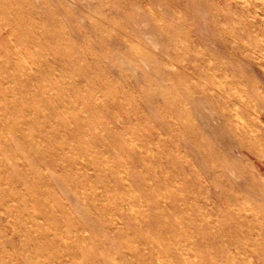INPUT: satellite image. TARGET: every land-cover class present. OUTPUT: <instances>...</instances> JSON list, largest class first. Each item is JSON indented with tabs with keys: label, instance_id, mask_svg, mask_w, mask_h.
Segmentation results:
<instances>
[{
	"label": "rangeland",
	"instance_id": "rangeland-1",
	"mask_svg": "<svg viewBox=\"0 0 264 264\" xmlns=\"http://www.w3.org/2000/svg\"><path fill=\"white\" fill-rule=\"evenodd\" d=\"M263 25L264 0H0V264L264 256V70L234 49Z\"/></svg>",
	"mask_w": 264,
	"mask_h": 264
},
{
	"label": "bare ground",
	"instance_id": "bare-ground-1",
	"mask_svg": "<svg viewBox=\"0 0 264 264\" xmlns=\"http://www.w3.org/2000/svg\"><path fill=\"white\" fill-rule=\"evenodd\" d=\"M206 3V2H205ZM232 3V2H231ZM234 3V2H233ZM238 4V3H237ZM240 5V4H239ZM238 5V6H239ZM237 8H239V7H237ZM253 11V10H252ZM245 13H246V11H245ZM247 14V13H246ZM263 23V22H262ZM263 27H264V25H263ZM159 31V30H158ZM2 33H4V34H6L5 32H2ZM234 37V36H233ZM241 39V37H238L237 38V40H240ZM241 42V41H240ZM240 42H239V45H236V46H234V49H235V51L236 50H238L239 52H242L243 54H245V55H247V56H249L251 59H252V62H254L255 64H257L258 66H260L263 70H264V48H262L261 47V49L259 48V53L257 52V49H251L249 46H247L246 44H245V42L244 43H242V44H240ZM220 44H221V46L222 47H224L227 51H230L229 50V46H227V44H226V42L225 41H223V40H221L220 39ZM231 49H232V47H231ZM232 52V51H231ZM256 53L257 54H259L262 58L261 59H259L257 56H255L256 55ZM218 54H220L219 52H218ZM232 54V53H231ZM246 56V57H247ZM195 58V57H194ZM227 58V57H226ZM229 59V58H228ZM245 60V59H244ZM210 61H212V60H210ZM212 63V62H211ZM246 63H248V65H250V66H252V64L253 63H251V62H246ZM213 65V64H212ZM235 65H236V63H235ZM237 66V65H236ZM204 68H210L208 65H207V67H204ZM246 68V67H245ZM217 69V68H216ZM231 69V68H230ZM221 70H222V68H221ZM229 70V69H228ZM240 72V71H239ZM238 73V72H237ZM236 73V74H237ZM255 75V74H254ZM231 76V75H230ZM229 76V77H230ZM243 75H241L240 74V77L241 78H243L242 77ZM250 76H252V75H250ZM150 79V78H149ZM228 79V78H227ZM246 79V81L248 82V83H251L252 81L250 80V78L248 77V79L247 78H245ZM258 79V78H257ZM205 80V79H204ZM243 80H244V78H243ZM259 80V79H258ZM217 81H218V84H219V88H220V90L218 91L219 93L217 94V96H215L214 97V99H223L224 97L225 98H227V103L225 104V105H223V106H219V108H218V114H219V116H220V118H222L223 120H224V122H225V124L227 123H229V124H232L233 122L234 123H236V120L239 118V114L237 113L238 112V110H239V108H238V104L236 103L237 101H234L235 99H233V97L235 96V92H233V94H232V92H230V90L232 91V88H233V86H232V81L231 82H229V83H225V82H223L224 80H223V77L222 76H220L219 78H217ZM238 82H239V80H238ZM236 85V84H235ZM238 85V84H237ZM244 85V84H243ZM242 85V86H243ZM240 87V86H239ZM252 87V86H251ZM248 88V87H247ZM243 90V89H242ZM241 90V91H242ZM248 90V89H247ZM247 90H246V94H247ZM252 90V89H251ZM255 90V89H254ZM257 91V90H256ZM255 91V92H256ZM243 92V91H242ZM232 94V95H231ZM249 94H250V92H249ZM249 94H247V95H249ZM235 98H236V96H235ZM224 104V103H223ZM249 104V103H248ZM241 113V112H240ZM245 115H247L246 116V118H244L245 119V121H248V119H250L251 118V116H250V114H249V111H248V109H247V114H245ZM85 116V115H84ZM243 116V115H242ZM171 118L174 120V123H176V122H178L177 121V119L179 120V118H177L174 114H171ZM197 120H198V122L199 121H202V120H204L203 119V117H200V116H198L197 118H196ZM240 121H242V120H240ZM198 122H196L195 120L194 121H192V123H191V129H190V131L189 132H187V133H184L185 134V136L186 137H188L191 141H196L197 139V137L199 138V134H197V133H202V131H200V129L198 128V132H195L194 131V129L197 127V123ZM243 122V121H242ZM201 125V124H200ZM235 125V124H234ZM251 127V126H250ZM220 129H221V127H219ZM242 128V127H241ZM224 129H225V126H224ZM238 129V128H237ZM251 129V128H250ZM261 129V128H260ZM243 130V129H242ZM228 131H230V130H228ZM251 131V130H250ZM249 131V132H250ZM248 132V131H247ZM229 133V132H228ZM159 143V142H158ZM171 157V156H170ZM100 174V173H99ZM25 176V175H24ZM221 176V175H220ZM10 195V194H9ZM5 201V200H4ZM10 204V203H9ZM12 205V204H11ZM2 209V208H1ZM16 217V216H15ZM232 220V219H231ZM251 222V221H250ZM263 222V221H262ZM255 223V222H254ZM251 224V223H250ZM3 226V225H2ZM251 229V228H250ZM236 231V229H233V231L232 232H235ZM234 234V233H233ZM240 235V234H239ZM226 237V236H225ZM239 237V236H238ZM238 237H236V238H238ZM239 239V238H238ZM238 239H236V240H238ZM243 239V238H242ZM247 241H248V239H247ZM246 241V242H247ZM237 242H241L240 241V239H239V241H237ZM249 242V241H248ZM258 243V242H257ZM242 244H243V242H242ZM250 244V243H249ZM262 244H264V243H261V245ZM244 245V244H243ZM245 245H247L246 243H245ZM238 246V245H237ZM240 246V245H239ZM242 246V245H241ZM226 252V251H225ZM257 254H254V257H253V261H251V264H260V262H261V260H263V258H264V256H262V254H259L258 252H256ZM246 254V253H245ZM230 255V254H229Z\"/></svg>",
	"mask_w": 264,
	"mask_h": 264
}]
</instances>
